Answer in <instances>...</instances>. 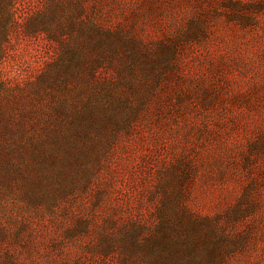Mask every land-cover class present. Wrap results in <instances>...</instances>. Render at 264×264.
<instances>
[{"label":"rangeland","instance_id":"obj_1","mask_svg":"<svg viewBox=\"0 0 264 264\" xmlns=\"http://www.w3.org/2000/svg\"><path fill=\"white\" fill-rule=\"evenodd\" d=\"M0 264H264V0H0Z\"/></svg>","mask_w":264,"mask_h":264},{"label":"trees","instance_id":"obj_2","mask_svg":"<svg viewBox=\"0 0 264 264\" xmlns=\"http://www.w3.org/2000/svg\"><path fill=\"white\" fill-rule=\"evenodd\" d=\"M104 124L105 123H96L95 125H92L91 128H96L97 126V129L103 130L105 128Z\"/></svg>","mask_w":264,"mask_h":264}]
</instances>
